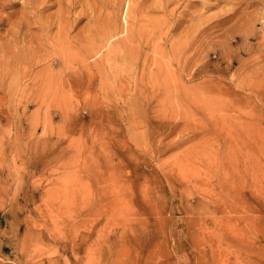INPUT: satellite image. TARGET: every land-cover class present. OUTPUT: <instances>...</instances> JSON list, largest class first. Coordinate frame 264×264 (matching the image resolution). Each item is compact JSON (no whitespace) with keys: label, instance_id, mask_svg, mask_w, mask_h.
<instances>
[{"label":"rangeland","instance_id":"obj_1","mask_svg":"<svg viewBox=\"0 0 264 264\" xmlns=\"http://www.w3.org/2000/svg\"><path fill=\"white\" fill-rule=\"evenodd\" d=\"M37 1L0 5V264H264V0ZM116 15L131 55L81 64Z\"/></svg>","mask_w":264,"mask_h":264},{"label":"bare ground","instance_id":"obj_2","mask_svg":"<svg viewBox=\"0 0 264 264\" xmlns=\"http://www.w3.org/2000/svg\"><path fill=\"white\" fill-rule=\"evenodd\" d=\"M28 1H30L31 2V4L32 5H36L34 2H33V0H22V5L21 6H23L22 7V11L24 12L25 10H26V7H25V5H27V2ZM98 1V0H97ZM156 1V0H155ZM164 1V0H163ZM230 1H233V0H230ZM230 1H229V3H230ZM245 0H234V2H237V4H239V5H242L243 3L242 2H244ZM248 1V0H247ZM252 1V3L254 2V0H251ZM260 1V0H259ZM18 2V1H17ZM16 2V0H8V2H4L3 4L0 2V5L2 6V9L4 10V9H6L7 10V8H13V7H16L17 5H18V3ZM19 2H21V1H19ZM38 2V1H37ZM39 2H40V0H39ZM38 2V3H39ZM63 2V1H62ZM62 2H60V4L59 5H62L61 3ZM73 2H75V1H73ZM162 2V1H161ZM180 2V1H179ZM196 2H197V0H196ZM206 2H207V0H206ZM205 2V3H206ZM8 3V4H7ZM29 3V2H28ZM50 3V2H49ZM72 3V2H71ZM81 3V2H80ZM83 3H84V1H83ZM168 3V2H167ZM202 3V2H201ZM246 3V2H245ZM251 3V4H252ZM258 3V2H257ZM43 4V3H42ZM46 4V3H45ZM56 4L58 5V2H56ZM72 4H74V3H72ZM76 4V3H75ZM74 4V5H75ZM157 4V3H156ZM163 3H161V6H164V4H166V3H164L163 5H162ZM170 4V3H169ZM204 4V3H203ZM210 4V3H209ZM259 4V3H258ZM81 5V4H80ZM155 5V4H154ZM190 5V4H189ZM188 5V6H189ZM192 5V4H191ZM238 5V6H239ZM248 5V4H247ZM254 5H255V3H254ZM253 5V6H254ZM28 6H29V4H28ZM42 6H44V5H42ZM41 6V7H42ZM68 5H63V7H64V9H65V7H67ZM71 6V5H70ZM76 6V5H75ZM157 6V5H156ZM187 6V7H188ZM204 6V5H203ZM208 6H210V5H208ZM234 6H235V4H234ZM249 6V5H248ZM251 6V5H250ZM45 7V6H44ZM47 7V6H46ZM60 7H62V6H60ZM62 7V8H63ZM71 7H74V6H71ZM85 7V6H84ZM95 7L96 6H94V9H95ZM100 7V5L98 6V8ZM207 7V6H206ZM237 7V6H236ZM247 7V6H246ZM245 7V8H246ZM31 8V7H30ZM68 8V7H67ZM86 8V7H85ZM158 8H159V6H158ZM157 8V9H158ZM163 8V7H162ZM204 8V7H203ZM231 8V7H230ZM242 8V7H241ZM43 9V8H42ZM63 9V10H64ZM93 9V11H95ZM165 9H166V7H165ZM186 9V8H185ZM205 9V8H204ZM203 9V10H204ZM234 10H235V7L233 8ZM238 9H239V7H238ZM19 10H20V8H19ZM28 10V9H27ZM30 10V9H29ZM34 10H35V13H34V15H32L31 13H30V11H29V13H30V15H32V16H35V15H40L41 13V8L39 9V7L37 6H34ZM68 10V9H67ZM70 10H71V8H70ZM69 10V11H70ZM156 10V9H155ZM161 10V9H160ZM207 10V9H206ZM224 10V9H223ZM247 10V9H246ZM0 11H1V9H0ZM31 11H32V9H31ZM59 11H61V10H59ZM97 11V10H96ZM159 11V10H158ZM163 11H165V10H163ZM208 11V10H207ZM227 11V10H226ZM226 11H224L225 13H226ZM25 12H27V11H25ZM34 12V11H33ZM43 12V11H42ZM187 12V11H186ZM232 12H234V11H232ZM235 12H236V10H235ZM239 12V11H238ZM241 12H245L244 10H242ZM13 13V12H12ZM15 13V12H14ZM17 13V12H16ZM21 13V12H20ZM40 13V14H39ZM64 13V12H63ZM69 13V12H68ZM85 13V12H84ZM96 13V12H95ZM98 13V12H97ZM168 13V12H167ZM170 13H171V11H170ZM228 13V12H227ZM230 13H231V11H230ZM229 13V14H230ZM0 14H1V12H0ZM17 14H19V13H17ZM60 14V13H59ZM172 14V13H171ZM184 14H185V12H184ZM183 14V15H184ZM189 14V13H188ZM191 14V13H190ZM189 14V15H190ZM197 14V13H196ZM232 14V13H231ZM4 14H2V16H3ZM7 15H9V14H6V17H7ZM15 14H13V16H14ZM24 15V14H23ZM27 15V14H26ZM42 15H43V13H42ZM65 15V14H64ZM81 15V14H80ZM182 15V12H181V14H180V16ZM182 15V16H183ZM186 15V14H185ZM184 15V16H185ZM193 15V14H192ZM220 15V14H219ZM223 15V14H222ZM221 15V16H222ZM234 15V14H233ZM236 15V14H235ZM12 16V15H11ZM17 16V15H16ZM59 16V15H58ZM67 16V15H66ZM119 16V15H118ZM166 16V15H165ZM179 16V15H178ZM181 16V17H182ZM224 16V15H223ZM227 16H229L228 14L225 16V17H223L224 19L223 20H218V21H213V22H208V24L206 25V27L203 29V31L204 30H206V31H208L209 29H213L214 30V28L215 27H218L219 25H223L224 23H226L227 21H228V19H227ZM232 16V15H231ZM239 16H240V14H239ZM4 17H5V15H4ZM5 17V18H6ZM9 17V16H8ZM15 17V16H14ZM38 17V16H37ZM36 16H35V18H37ZM43 17V16H42ZM42 17H41V19H42ZM68 17V16H67ZM69 17H70V15H69ZM102 17V16H101ZM125 17V16H124ZM186 17H187V15H186ZM189 17V16H188ZM219 17V16H218ZM233 17V16H232ZM238 17V13H237V15H236V17L235 18H237ZM249 17V16H248ZM10 18H12V17H10ZM28 18V17H27ZM51 18V17H50ZM63 18V17H62ZM66 18V17H65ZM77 18V17H76ZM112 18V17H111ZM184 18V17H183ZM193 18H195V16L193 17ZM192 18V19H193ZM197 18V17H196ZM211 18V17H210ZM222 18V17H221ZM252 18V17H251ZM1 19H2V17H1ZM13 19V18H12ZM24 19H26V17L24 18ZM24 19H22V21H15V23H13V25H14V28H15V30L13 29V31H9V34H11V36L12 37H14L15 38V41L17 40L18 41V38L20 37V36H22L21 34H22V32L24 31V32H26L25 30H24V24L26 23H22L23 21H24ZM38 19H40L39 17H38ZM38 19H36V20H38ZM45 19V18H44ZM51 19H53V18H51ZM68 19V21H69V18H66V20ZM79 19V18H78ZM177 19V18H176ZM181 19V18H180ZM191 19V21L193 22V20ZM202 19V18H201ZM201 19H198L197 18V20H201ZM217 19V18H216ZM218 19H220V18H218ZM225 19H227V21L225 22ZM7 20V19H6ZM10 20V19H9ZM43 20V19H42ZM41 20V21H42ZM47 20V19H46ZM124 21H125V23L126 24H128V20L126 19V17H125V19H123ZM182 20V19H181ZM180 20V21H181ZM184 20V19H183ZM183 20H182V22H183ZM208 20V19H207ZM210 20V19H209ZM244 20V19H243ZM252 20V19H251ZM33 21V20H32ZM31 21V22H32ZM63 21V20H62ZM81 21V20H80ZM96 21V20H95ZM94 21V22H95ZM106 21V20H105ZM102 22L103 23V26H102V28H101V30L98 32V34L95 36V34H94V36L95 37H93L92 38V36H91V38H92V40H91V38H90V43L91 42H93V43H91V44H93V47H92V50H88L87 52H85L86 54H83V55H79L80 56V62H81V64L82 63H86L87 62V60L89 59V58H93V57H95V56H97V55H99V54H102V53H100V52H102V50H103V48H105V47H107V45H109V46H111V47H113V49L112 50H110V52L108 51V55H107V57H106V59L104 60V61H102V62H100L101 64H96L97 65V67H99V70H100V72H102L103 71V68H104V66H105V64H106V62H111L112 61V64L115 66H111L112 67V69H116V68H118V66H116L118 63H120L121 62V60H120V58L122 57L123 58V55L125 56V58L127 57V56H129V55H131V52H132V48H135V47H132L131 45V47H129V42L130 43H132L133 42V36L131 35V36H129V35H127V38H125V39H120V40H118L119 39V35H120V32H119V28L121 29V26L119 27V24H118V20H117V15L114 17V18H112V19H110L109 21H107V22ZM185 21V20H184ZM230 21H232V20H230ZM240 21V20H239ZM245 21H247V19H245ZM8 22V21H7ZM12 22H13V20H12ZM11 22V23H12ZM34 22H36V21H34ZM38 22V21H37ZM36 22V23H37ZM51 22V21H50ZM64 22V21H63ZM62 22V23H63ZM76 22H78V21H76ZM97 22V21H96ZM121 22V21H120ZM123 22V21H122ZM175 22V21H174ZM177 22H179V20L177 21ZM177 22L175 23V24H177ZM229 22V21H228ZM124 23V22H123ZM181 23V22H180ZM179 23V24H180ZM185 23V22H184ZM241 23V22H240ZM245 23V22H244ZM243 23V24H244ZM4 24H6V23H4ZM31 24H33V23H30V21H29V23H27V25H28V27H32V25ZM39 24V23H38ZM41 24V23H40ZM100 24V23H99ZM204 24V23H203ZM206 24V23H205ZM227 24V23H226ZM225 24V25H226ZM245 24H248V23H245ZM252 24V23H251ZM3 25V24H2ZM35 24H33V26H34ZM50 25V24H49ZM55 25V24H54ZM100 25H102V24H100ZM158 24L157 23H155V24H153V25H151V29H152V32H154V31H156L157 29H158V27L160 26H157ZM174 25V24H173ZM240 25V24H239ZM67 26V25H66ZM177 26V25H176ZM175 26V27H176ZM198 26H200V24L198 25ZM224 26V25H223ZM246 26V25H245ZM27 27V26H26ZM101 27V26H100ZM200 27H202V26H200ZM203 27H204V25H203ZM221 27V26H220ZM243 27V25L241 26V27H239V29H237V28H235L236 30H240V28H242ZM36 28V27H35ZM43 28V27H42ZM52 28V27H51ZM70 28H71V26H70ZM233 28V27H232ZM231 28V29H232ZM28 29V28H27ZM30 29V28H29ZM32 29V28H31ZM199 29V28H198ZM247 29V28H246ZM245 29V30H246ZM252 29V28H251ZM12 30V29H11ZM43 30V32H48V30H49V27H45L44 29H42ZM97 30V29H96ZM99 30V29H98ZM123 30V29H122ZM212 30V31H213ZM245 30H243V31H245ZM38 31H40L39 29H38ZM51 31V30H50ZM61 31H63V30H61ZM61 31H60V33H61ZM121 31V30H120ZM158 32H159V30H157ZM41 32V31H40ZM43 32H41L42 33V35H43ZM126 32V31H125ZM141 32H143L144 33V35H145V32L144 31H142L141 30ZM150 32H151V30H150ZM162 32V31H161ZM209 32H210V30H209ZM234 32H238V34H239V31H234ZM233 32V33H234ZM241 32V31H240ZM251 30H250V27L246 30V32H244V33H241L240 35H242V36H245V37H250V35H251ZM26 33H28V32H26ZM38 33V32H37ZM59 33V34H60ZM63 33V32H62ZM95 33H97V32H95ZM187 34H188V31L186 32ZM199 33V32H198ZM232 33V32H231ZM23 34H25V33H23ZM67 34V33H66ZM122 34H124V32L122 33ZM140 34V33H139ZM139 34H138V36H139ZM158 34V33H157ZM204 34H206V33H204ZM45 35V34H44ZM61 35V34H60ZM125 35V34H124ZM152 35H155V34H152ZM189 35H190V33H189ZM188 35V36H189ZM192 35V34H191ZM203 35V34H202ZM202 35H201V37H202ZM233 35V34H232ZM24 36H26V35H24ZM23 36V38H24V40L26 39V38H28V36L29 35H27V37H24ZM39 36V35H38ZM198 35H196V38H198L197 37ZM206 36V38H207V35H205ZM211 36V35H210ZM209 36V37H210ZM226 36V35H225ZM242 36H241V38H242ZM61 37V36H60ZM63 37V36H62ZM69 37V36H68ZM139 37H141V36H139ZM200 37V39H202ZM229 37V36H228ZM227 37V38H228ZM233 37V36H232ZM22 38V39H23ZM32 38V37H31ZM43 38V37H42ZM59 38V37H58ZM191 38V37H190ZM49 39V38H48ZM62 39H64V38H62ZM61 39V40H62ZM189 39V38H188ZM195 39V38H194ZM13 40V39H12ZM20 40V39H19ZM56 40V39H55ZM79 40V39H78ZM174 40V39H173ZM187 40V39H186ZM196 40V39H195ZM198 40H199V38H198ZM197 40V41H198ZM204 40V39H203ZM203 40H201L202 42H203ZM237 40V39H236ZM15 42V43H17L18 44V42ZM27 41V40H26ZM30 41V40H29ZM59 41H60V39H59ZM66 41V40H65ZM87 41H89V39L87 40ZM190 41V40H189ZM188 41V42H189ZM67 42V41H66ZM66 42H65V44H66ZM114 42V43H113ZM148 42V41H147ZM187 42V41H186ZM196 42V41H195ZM224 42V41H223ZM226 43H227V41H225ZM228 42H229V40H228ZM22 43V42H21ZM26 43H28V42H26ZM26 43L24 44V45H26ZM38 43V42H37ZM55 43V42H54ZM60 43H62V42H60ZM89 43V42H88ZM191 43V42H190ZM201 43V42H200ZM12 44V43H11ZM16 44V45H17ZM20 44V43H19ZM34 44H35V42H34ZM44 44V43H43ZM56 44V43H55ZM179 44V43H178ZM180 44H182V47H183V42L182 43H180ZM189 44V43H188ZM192 44V43H191ZM219 44V43H218ZM5 45V44H4ZM7 45V44H6ZM13 45V44H12ZM16 45H15V48H16ZM23 45V46H24ZM30 45V44H29ZM32 45V44H31ZM57 45V44H56ZM90 45V44H89ZM120 45V46H119ZM33 46V45H32ZM37 46V45H36ZM92 46V45H91ZM181 46V45H180ZM193 46H194V44H193ZM13 47V46H12ZM18 47H19V45H18ZM30 47V46H29ZM122 47H128V51L127 52H125V54H122V53H124V52H121L122 50H121V48ZM176 47L177 48H179V46L176 44V45H173V49L176 51ZM185 47L187 48V46H186V44H185ZM196 47V46H195ZM197 47H199V46H197ZM2 48V47H1ZM28 48V47H27ZM39 48V47H38ZM54 48V47H53ZM91 48V47H90ZM108 48V47H107ZM5 49V48H4ZM12 49V48H11ZM30 49V48H29ZM31 49H34L33 47H31ZM6 50V49H5ZM7 50H8V46H7ZM13 50V49H12ZM11 50V51H12ZM18 50V49H17ZM15 51L16 53L18 52V51ZM55 50V49H54ZM124 50V49H123ZM180 50V49H179ZM187 50V49H186ZM193 50V49H192ZM199 50V49H198ZM20 51V50H19ZM29 51V50H28ZM32 51V50H31ZM30 51V52H31ZM37 50H35V52H36ZM42 51V50H41ZM60 51V50H59ZM135 51V50H134ZM181 51V50H180ZM4 52V51H3ZM6 52V51H5ZM23 52L24 51H22V53L21 54H23ZM34 51H32V54H34L33 53ZM161 52V51H160ZM167 52V51H166ZM179 52V51H178ZM182 52V51H181ZM11 53V52H10ZM25 53H26V50H25ZM24 53V54H25ZM29 53V52H28ZM41 53V52H40ZM43 53V52H42ZM56 53V55H57V59H55L56 60V62H57V64H59V65H61V69H60V75L61 76H65L67 73H69V76L68 77H73L74 76V74H73V72L75 73V71H73V70H71V66H72V64H73V59H72V63H71V60L69 59V57L67 56V55H65L64 53H59L58 52V54H57V51L55 52ZM1 54V53H0ZM7 54H9L8 52H7ZM12 54V53H11ZM20 54V53H19ZM31 54V53H30ZM36 54V53H35ZM38 54V53H37ZM36 54V55H37ZM44 54V53H43ZM54 54V53H53ZM171 54V53H170ZM6 55V54H5ZM10 55V54H9ZM16 55V54H15ZM26 55V54H25ZM42 55V54H41ZM77 55V54H76ZM133 55H134V53H133ZM2 56V55H1ZM18 56H20V55H18ZM100 56V55H99ZM103 56V55H102ZM3 57V56H2ZM9 57V56H8ZM38 57V56H37ZM50 57H52V56H49V58ZM5 58V57H4ZM7 58V57H6ZM13 58V57H12ZM20 58V57H19ZM56 58V57H55ZM101 58V57H100ZM124 58V59H125ZM15 59L16 58H14V61H15ZM47 59V58H46ZM45 59V60H46ZM53 59V58H52ZM75 59V58H74ZM78 59V58H77ZM104 59V58H103ZM128 59V58H127ZM43 58H40V56L38 57V59L37 58H35V55H26L25 57L23 56V58L22 59H20V60H18L19 61V63H22L23 65L24 64H29V65H33V64H38V63H42L43 61H45ZM110 60V61H109ZM10 61V60H9ZM13 61V60H12ZM25 61H27V62H25ZM101 61V60H100ZM126 61V60H125ZM187 61V60H186ZM2 63H4V62H2ZM9 63V62H8ZM12 63V62H11ZM13 64H15L14 62L12 63V65H11V69H13ZM22 64L20 65V66H22ZM108 64V63H107ZM111 64V63H110ZM146 64V63H145ZM8 65H10V64H8ZM35 65V66H36ZM87 65V64H86ZM100 65H102V66H100ZM20 66H18V67H20ZM82 66V65H81ZM108 66H110V65H108ZM9 67V66H8ZM8 67H6L7 69H8ZM15 67V66H14ZM83 67V66H82ZM86 67H88V66H86ZM10 68V67H9ZM31 68V67H30ZM72 68H73V66H72ZM84 68V67H83ZM106 68H107V66H106ZM11 69H9V70H11ZM17 69H21V68H17ZM33 69V68H32ZM31 69V70H32ZM85 69H87V68H85ZM15 70V69H14ZM50 70V69H49ZM111 70V69H110ZM19 71V70H18ZM88 73L90 72V74L91 75H93L92 74V69H90V71H88V69L86 70ZM106 71V70H105ZM14 72V71H13ZM12 72V73H13ZM20 72V71H19ZM98 72V71H97ZM104 72V71H103ZM11 73V72H10ZM17 73V72H16ZM118 73H119V71H118ZM15 74V73H14ZM24 75L26 74L25 72L23 73ZM45 75L44 76H41V77H43L44 78V80H51V79H54L55 80V78H57V80H58V76H60L59 74H58V76L56 77V75L54 74V72H47V73H44ZM95 74V73H94ZM104 75V74H103ZM60 76V77H61ZM82 76H83V74H82ZM102 76V75H101ZM117 77H118V75H116ZM40 77V78H41ZM116 79V78H115ZM43 80V81H44ZM53 80V81H54ZM75 80V79H74ZM56 81V80H55ZM60 81V80H59ZM119 83V82H118ZM54 85V84H53ZM71 82H70V85H69V87H71ZM36 86V85H35ZM56 86V85H55ZM55 86H52V85H50V83H49V87L51 88L50 89V91H52V92H61L62 90L61 89H56V91L54 90L56 87ZM78 86V85H77ZM44 87V86H43ZM55 87V88H54ZM33 88H34V86H33ZM40 88V87H39ZM37 89V88H36ZM63 89V88H62ZM71 89L72 88H70V93H71ZM46 90V89H45ZM79 90V89H78ZM64 91V90H63ZM40 92V91H39ZM49 92V91H48ZM43 93H44V91H43ZM47 93V92H46ZM62 93V92H61ZM39 94V93H38ZM48 94H50V93H48ZM141 93H139V95H140ZM70 95V94H69ZM71 95H72V93H71ZM50 96V95H49ZM67 96V95H66ZM40 103H42V102H40ZM64 104V103H63ZM62 104V105H63ZM50 105V104H49ZM48 104H46L45 105V107L46 106H49ZM43 106V105H42ZM64 106H66V104L64 105ZM39 107V106H38ZM174 118V117H173Z\"/></svg>","mask_w":264,"mask_h":264}]
</instances>
